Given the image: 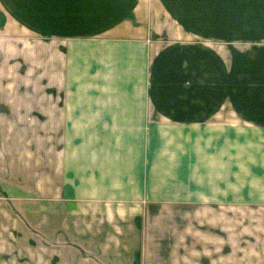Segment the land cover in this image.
<instances>
[{"label": "crops", "instance_id": "crops-1", "mask_svg": "<svg viewBox=\"0 0 264 264\" xmlns=\"http://www.w3.org/2000/svg\"><path fill=\"white\" fill-rule=\"evenodd\" d=\"M256 125L264 0H0V264H207L173 209L240 203Z\"/></svg>", "mask_w": 264, "mask_h": 264}, {"label": "rangeland", "instance_id": "rangeland-1", "mask_svg": "<svg viewBox=\"0 0 264 264\" xmlns=\"http://www.w3.org/2000/svg\"><path fill=\"white\" fill-rule=\"evenodd\" d=\"M246 8V7H245ZM247 10V8H246ZM255 32L254 38H249V32ZM239 29L232 34L231 40H225L222 45H218L216 41L208 40L209 48L224 47L225 51L231 47L236 48L240 53L245 52H262V40H259L258 34L262 29L257 30ZM231 30H225V37L231 36ZM258 32V33H257ZM262 39V38H261ZM253 48L252 50H250ZM250 50V51H249ZM239 127V132L242 135L244 132H249L246 125L225 126L226 131L231 132L229 128ZM263 126L256 125V139L254 142V150L250 154V160L254 163L249 166L246 163V157L240 158V203L234 205H192V206H176L175 210L178 219L184 221L182 229L190 226L192 228V237H190L192 245L199 246L202 243L203 249H207L208 260L207 264H264V142L259 140L258 136L263 133ZM252 133V132H250ZM241 153L253 146L252 142L239 141ZM227 144L225 142V149ZM191 213V216H187ZM206 218V220L204 219ZM199 223H202L199 224ZM206 229L207 238L200 239L197 228ZM180 239L177 244H187L188 242L183 236V231L180 233ZM184 255V254H183ZM185 255H188L186 251ZM206 254H202L205 256ZM193 260H199L200 254L193 255Z\"/></svg>", "mask_w": 264, "mask_h": 264}]
</instances>
